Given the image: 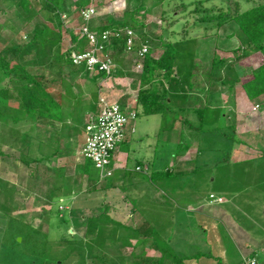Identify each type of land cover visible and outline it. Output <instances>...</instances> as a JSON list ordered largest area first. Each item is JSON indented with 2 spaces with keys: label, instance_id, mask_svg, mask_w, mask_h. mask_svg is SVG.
Instances as JSON below:
<instances>
[{
  "label": "rangeland",
  "instance_id": "1",
  "mask_svg": "<svg viewBox=\"0 0 264 264\" xmlns=\"http://www.w3.org/2000/svg\"><path fill=\"white\" fill-rule=\"evenodd\" d=\"M18 1L0 0V51L6 48H16V46L23 47L20 57L21 64L34 73H43L49 78L59 79L58 72L61 64L54 62L57 50H60V55L65 54L72 46L70 32H77L83 25L74 5L75 0L66 1L65 13L61 17L50 9L44 8L40 0H30L32 11L26 14L17 7ZM235 1L241 4L242 11L264 3V0H91L90 6H93L97 13L89 24L91 28L122 25L125 21L130 22L131 12L144 4V9L138 17L144 27L135 30L137 48L147 45L149 54L159 58L163 53L161 45L177 44L181 52L191 53L193 56L192 62L195 69L192 72H194L198 87L208 85V79L202 78V75L210 70L215 55L220 60H225V67L213 72L214 80L216 75L221 76L225 87L218 81H214L212 85L224 91L223 99L226 109L231 112V106H228L230 102L227 100L228 87L232 84L234 93L241 92L240 82L251 79L252 67L248 63H243L242 60L246 57L243 54L246 51L256 53L254 60L258 65L264 62V57L253 48L234 23L218 29L213 23L202 22L201 18L207 16L208 13L219 14L221 12L219 10L233 12ZM37 28L48 29L47 35L40 38V45L36 47L25 45L29 43ZM120 47L119 43H114L110 53L114 63L119 64L121 69L114 76L109 77L113 78L108 81L109 87H102L104 88L102 90L124 106H130L128 108L139 112L135 121V135L127 145L119 146L118 149L119 154H126L129 157L128 178L141 176L140 173L135 172V165L139 161L147 162L146 160L153 158L156 143H158L156 156L159 159L156 166L157 169L164 170L169 166L178 145L182 141H189L188 155L194 157L198 152L203 155L192 161L198 172L190 176H173L174 178L169 182L173 186L172 190L159 191L161 200L172 202L175 198L192 197L196 194L203 202L208 203L210 194L225 193L227 195L226 193L229 192L227 200L230 204L224 207L229 217L223 224L205 222L204 217L196 213L191 219H187V224L181 220L182 223L177 226V231L180 232L184 227L186 231L192 230V235H190V246H182V243L176 244L178 248L182 246L187 250L185 252L181 249L180 252L192 255L194 252L203 251L205 244L209 247L214 245L213 255L221 252L235 260L238 257L236 252L238 249L250 255L249 253L255 251L256 248L264 246V233L253 230L251 222L259 223L260 227L264 228V158H258L264 151V97L255 102L256 105L252 108L251 115L247 116L244 113L240 121L232 120L229 123V126L235 128L237 139L243 142V144L231 145L224 137L211 134L217 128L222 132H227V125L222 121L225 112L220 114L218 122L215 119L205 118L201 132L194 129H199L200 121L193 112L185 114L176 107H170L162 115L148 116L140 112L136 98L140 89L139 77L142 69L136 68V50L127 53L120 51ZM62 68L64 79L57 83L54 91L56 94L60 93L62 91L60 85L64 82L73 85L72 91L82 99L80 124L72 131L60 130L52 126L47 128L42 125L45 121L32 122L27 118L16 125L0 123V213L22 217L35 227L44 229L51 242L67 238L84 242L87 245L95 240L97 224H102L104 216L112 213L110 203L118 200L120 194L112 198L107 192L108 184L112 182L111 180L116 181L117 175L101 180L98 185H95L85 179L82 168H78V164L81 163L74 158L81 145L84 144L83 127L91 117L97 115L94 109L96 98L94 93H97L101 87L93 82L96 72L86 73L66 63ZM122 77L125 78L124 82H120ZM195 103L198 104H192L193 107L202 106L197 101ZM233 109L236 110L235 107ZM228 116L231 120L232 116ZM183 119H187L188 126L192 125L194 128L183 127L181 125ZM66 121L68 125L72 123L69 117ZM174 121V128H171ZM46 136L50 137L47 140L50 145L58 146L57 143L63 142L58 148H61L63 152L67 149L70 151V154L67 152L63 153V156L60 154L55 166L66 167L68 176L66 186L75 189L71 199L61 204L54 203L53 206L46 203V193L39 192V179L34 178L33 180L37 183L30 182L31 186H29V174L35 171L37 166L34 163L29 166L26 164L31 161L32 157L38 155V142H43ZM192 136L201 137L194 139ZM44 141L45 144L46 140ZM230 160L231 162L247 161L232 167L225 166V163L229 164ZM49 175L56 177L53 171L49 172ZM40 176H42L41 173ZM125 184L127 189L124 195L132 197L135 201V190H132L129 183ZM181 190L186 194L180 193ZM223 201V203L227 202L226 198H223ZM127 213L124 217L121 214L114 216L124 221L126 226H135L137 219H132L133 223L129 219L126 220ZM204 224L211 225L212 229L202 233L200 225L202 227ZM112 227L113 225L108 223L106 230L109 231ZM106 237L105 232V239ZM167 240L163 243L171 249V244ZM249 241L253 244L251 248L245 247ZM202 243H205L204 246ZM217 243L221 248L216 252ZM133 244L135 245L136 241L133 240L132 245L125 249L111 241H107L104 248H99V245L94 244L85 253V258H80L76 262H80L78 264H132L130 255L136 252Z\"/></svg>",
  "mask_w": 264,
  "mask_h": 264
},
{
  "label": "trees",
  "instance_id": "2",
  "mask_svg": "<svg viewBox=\"0 0 264 264\" xmlns=\"http://www.w3.org/2000/svg\"><path fill=\"white\" fill-rule=\"evenodd\" d=\"M40 1L43 3L44 8L50 9L59 17L65 13L67 0ZM31 3L30 0H19L16 5L24 13L28 14L32 11ZM90 4L91 0H75L74 2L78 13L89 7ZM233 5L235 8L233 12L230 10L226 12L219 10L221 11L219 14L208 13L207 16L201 18V21L213 23L218 29L229 23H234L253 48L264 57V3L255 5L245 11H242L239 2L235 1ZM142 9H144V4L131 12L130 22L125 21L119 26L104 25L102 27H95L92 28V31L100 34L105 30L117 31L130 28L135 31L136 29H143V22L138 20ZM47 33L48 29L37 28L32 34L29 43L25 45L34 47L40 45V38H44ZM70 36L71 48H87L85 42L78 41L77 32L71 31ZM115 43L121 45L120 51H126L123 39ZM139 48L135 46L134 49L137 51ZM161 48L163 49V53L159 58H155L150 54L145 56L143 59V69L139 77L140 89L137 94L136 103L142 109L143 114L148 116L166 113L170 109L174 97L184 98L188 91L193 90L197 85L194 72H192L195 69V65L192 62V54L181 52L177 44L174 43L163 44ZM22 49L23 47L18 48L16 46V48H6L0 51V123L4 125L13 123L16 125L27 118L32 122H57L63 124V129L75 130L74 127L80 124L81 97L74 94V91H72L74 89L73 85L67 82L60 85V89H62L60 93L56 94L54 91L57 83L64 79L62 73L63 64L66 63L72 66L68 59V51L60 55V50H57L54 62L61 64L60 71L58 72L59 79H57L49 78L43 73H34L21 64ZM225 64V60H220L215 55L208 71L209 84L212 81V73L223 69ZM78 69L82 70L81 68ZM101 74L106 77L104 73ZM229 88H232V84ZM242 88L250 102L255 103L264 97V62L252 71L251 79L244 82ZM178 93H182L183 96H179ZM66 106L73 109H64ZM190 111L195 113L198 121H200L199 129L192 127V125L190 127L201 132L205 119V108L191 109ZM67 117L72 120L70 125L66 124L65 119ZM226 128L228 129L227 132H222L221 129L217 128L214 131L212 130L211 134L224 137L231 145L235 143L243 144L241 140L237 139L233 126H226ZM189 147V141H182L178 145L175 154L185 153ZM55 155L56 153L53 154V156ZM53 156L45 160L53 161L56 159ZM258 158H264V151H262L261 156ZM37 162H43V160L38 159ZM226 165L227 167L235 166L229 165L227 162L225 163ZM94 169V165L90 161L85 160L81 171L88 182L98 185L101 180L99 172L96 169L94 172ZM54 171H58V175L64 173V169L55 168ZM169 177L170 173L163 172L155 173L150 179L158 180L159 178L167 179ZM106 223L113 225L109 231L106 230ZM105 232L107 233L106 239ZM47 234L44 229L35 227L22 217L0 213V264H78L80 262H76V260L79 261L80 258L84 259L85 253L94 244L99 245V248H104L106 242L111 241L122 248L130 246L132 239L137 240L134 246L136 252H133L131 255L132 264H183L184 258H178L174 253L159 246L155 239V230L147 220L130 227L114 222L105 215L102 224H97L95 240L87 245L84 242L73 241L67 238H62L58 242H51ZM19 238L21 239L20 242ZM141 246L144 250H139ZM146 247L156 250L161 256H147Z\"/></svg>",
  "mask_w": 264,
  "mask_h": 264
},
{
  "label": "crops",
  "instance_id": "3",
  "mask_svg": "<svg viewBox=\"0 0 264 264\" xmlns=\"http://www.w3.org/2000/svg\"><path fill=\"white\" fill-rule=\"evenodd\" d=\"M250 52L251 51H246L243 54L246 57L243 58L242 61L243 63H248L249 66L252 67V70H251V73H252V71L255 68H257L260 64L258 65V63H256L254 60L256 53H253V52L250 53ZM114 65L115 67L113 69V73L111 76H114L117 73V71L121 69L120 68L121 66L119 64L114 63ZM94 75L96 76V78L95 80H93V82L95 84H98L99 87H101L99 91L97 92L98 94L94 93V95H96V98H97V99L96 98L94 99L95 100L94 109L97 112V114L99 112L98 106H99L100 99H105L112 103H118L121 106L126 108L127 106H124L122 103L117 101V99L115 100V98H113L111 95L107 94L106 92H103L104 90H102L108 86V83H109L108 81H111L113 78L108 79L107 77L103 76L101 73L99 74L97 72ZM203 77L208 79L209 74L206 72L205 75H202V78ZM211 78H212L211 84L208 83L207 86H201V87L196 86V88H194L193 90L188 91V93L184 96V98L174 97L170 107H176L182 113L189 114L191 113L190 111L191 109H199L198 107H193L192 105V104L197 105L198 103H195V101H197L200 104H202L201 106L202 108H205L206 110L205 118L207 120L215 119L218 122L221 116L220 114L225 112V114L223 113L224 114L223 120L227 126H229V123H231L232 120L240 121L241 115L244 113L247 116L251 115L252 108L256 104L253 102H250V100L247 98L242 88V84L246 82L247 80H242L240 82L241 92L234 93V91L232 90L233 88L228 87L227 100L230 102L228 106L229 105L231 106V107L229 106L231 108V112L230 111L228 112L226 109L227 107L225 105L224 99H223L224 91L212 85L214 81H218L221 83L223 87H225L223 80L221 76L219 75H216L215 80H214L213 73L211 75ZM124 81H125V78L122 77L120 79V82H124ZM178 94L179 96H183L182 93H178ZM203 104H204V107H203ZM233 107H235L236 110H234ZM64 109H69V108H67L66 106L64 107ZM72 109L73 108H71L70 110ZM140 112H142L141 108H140ZM137 113L139 116V112ZM228 115L232 116L231 120ZM183 120L184 121H182L181 125L185 128H191L190 125L188 126L189 121L187 119H183ZM135 123L136 122H134L128 127L124 142L122 143L121 147L127 145L130 142L131 138L135 135L136 133ZM173 123L174 124L171 125V128H174L175 121ZM66 124H68L67 121H66ZM42 125L47 128H49V126H52L54 128L58 127V129L60 128V130L63 129V124H60L57 122L46 121V122H42ZM87 125H88V122L86 126L83 127L85 139L87 137V131H86ZM190 130L191 129H189V131ZM200 137H193V138L200 139ZM49 139L50 137L46 136V138L45 137L43 138V142L42 141L38 142L39 144V146L37 147L38 155L32 157L31 161H29V163H26V164L29 166V165H32V163H34L35 166H37L35 168V171H32L29 174V178H30L29 186H31L30 182L37 183L36 181L33 180L34 178L39 179L40 180L39 192L41 191L45 192L46 193V197H45L46 203H49L51 206H53L54 203L61 204L71 199L75 192V189H71L69 188L70 186H66V180L68 179V176L66 175L67 174L66 167L63 168L64 166H57V167L55 166L56 161L60 157V154L61 156H63V153L66 154V152L70 154V151H68L67 149V151L63 152L61 148H58L60 143L62 144L63 142H60L59 144L57 143L58 146L53 145V144L50 145L49 141H47ZM85 139L83 143L85 142ZM44 140H46L45 144H44L45 142ZM179 140L180 141L182 140L181 137L179 138ZM65 143H66V140H65ZM82 147H83V144L81 145V147L79 148L78 152L75 154V157H74L75 160L81 163V164H78V168L79 167L82 168L84 165V161H85L81 154ZM157 147H158V143L155 144V151H154L155 154L152 159L146 160L147 162L139 161L136 163L135 172L140 173L141 176H136L131 179L128 178L127 176L128 175L127 167L129 163V157L126 154H123V155H121V153L119 154L118 153L119 150L116 151L112 166L114 168L113 177L117 175V180L116 181L111 180L112 182L108 184L109 190L107 192H109L108 194H110V197L112 198L114 196H118V193L120 194V196L118 200L112 201L110 203V209L112 213H109L110 216L109 214H106V216H108L110 220L114 222H118L123 225H125V222L122 220L120 221L116 219L114 215L121 214L124 217V215L128 212L127 215L125 216V219L126 220L129 219L131 220V222H132V219L133 220L134 218L137 219L136 225L142 223V221L144 220L149 221L155 230V239L157 240L159 246L162 249H165L169 252L174 253L178 258H184L183 264H238L241 261V259L246 256H257L261 264H264V251H263L264 246L263 245L260 248H256L255 251L253 250L251 253H249L250 255L242 253V251L237 248L238 250H236V252L238 254V257H236L235 260L230 259L228 255H226L225 253H221V252L217 253L218 255H213V250L215 247L212 244H211L212 246L209 247L207 244L204 243L205 244L204 246V244L202 243L204 246L203 251H197V252L193 251L194 253H192V255H186L180 252L181 249H184V247L182 248V246L184 245L190 246L189 244L190 237H191L190 235H192V230L186 231L184 230V227L182 228L180 232L177 231V226H179L182 223L181 220H183L187 224V219L188 218L191 219L194 213H196L199 216L204 217L205 222L206 221L207 222H217V223L220 222L223 224V222H225L227 217H229L228 214L224 210V207L230 204V202L227 200V195L229 192L226 193L227 195H225V193L216 194V196L218 197L226 198L227 202L225 203L203 202L201 198H199V196L196 194L193 195L192 197L185 196V197H180L177 199L175 198V200L172 202L164 201L163 199L161 200L159 196V193H160L159 191L172 190L173 186H171L169 182L172 180V178H174L173 176L175 177L184 176V175L190 176L198 172L196 170L197 167H194L192 161L194 159L196 160L202 157L203 155L199 152L196 153L194 157L188 155L190 151V147H189V149L185 153H182L179 155L175 154L174 156H172L169 166L165 168L164 170H162L159 168L157 169V166H156L157 161H159V159L156 156ZM28 153H30L29 150H28ZM55 153L56 155L53 156V154ZM52 156L55 157L56 159H54L53 161L45 160L48 157L52 158ZM67 157L69 156L67 155ZM38 159L43 160V162L38 163L37 162ZM244 161H247V160H238L234 162H231L230 160L229 165H236ZM39 166H41L42 168H40ZM54 167L56 169H64V173L61 175L60 174L58 175L59 172L54 171L55 169ZM51 171H53V173L54 172L56 173V177L49 175V172ZM163 172L170 173V177L167 179L159 178L158 180L150 179L151 176H153L155 173H163ZM40 173L42 174V176L39 177ZM259 177H260V174H259ZM126 182L129 183V186H132V190L133 189L135 190L134 192L135 197H136L135 201H133L132 197L130 198L124 195L127 189L125 187ZM30 191H32V189H30ZM182 192L184 191L181 190L180 193ZM251 222L253 225L252 227L253 230H255L256 232L262 231V233H264V228H261L259 223H256L254 221H251ZM200 229L202 233H204V232H208V230L212 229V227L211 225L204 224L202 227L200 225ZM166 239H168L167 242L171 244V249L168 248L163 243V241H166ZM133 240L136 241L137 243L136 239H132L131 245H132ZM181 243H182V246L178 248L176 244L180 245ZM252 245L253 244L250 243L249 241V243H246L245 247L251 248ZM122 248L125 249V247H122ZM219 248H221V246H219V244L217 243L215 251L217 252ZM141 249L144 250L142 246L139 250ZM145 250H146V255L149 257L161 256L159 252H157L156 250L152 248L146 247ZM184 251L187 252L186 249H184Z\"/></svg>",
  "mask_w": 264,
  "mask_h": 264
},
{
  "label": "built area",
  "instance_id": "4",
  "mask_svg": "<svg viewBox=\"0 0 264 264\" xmlns=\"http://www.w3.org/2000/svg\"><path fill=\"white\" fill-rule=\"evenodd\" d=\"M96 13L93 6L80 11L83 25L77 30L78 41L85 42L87 48L78 49L70 46L68 59L74 67L81 68L85 72L104 73L109 78L114 69L111 47L116 41L123 39L126 52L132 53L135 51L137 35L130 28L94 33L89 23ZM149 52L147 45H142L136 51L137 69H143V59ZM98 107V114L90 118L86 127L87 137L81 154L84 160L94 165L99 172L100 180H105L114 175L112 163L115 153L124 142L128 127L137 120L138 113L133 108H125L105 99L99 100ZM209 200L210 203L224 202L223 198L215 194H210ZM238 264H261V262L257 256H249L242 258Z\"/></svg>",
  "mask_w": 264,
  "mask_h": 264
},
{
  "label": "water",
  "instance_id": "5",
  "mask_svg": "<svg viewBox=\"0 0 264 264\" xmlns=\"http://www.w3.org/2000/svg\"><path fill=\"white\" fill-rule=\"evenodd\" d=\"M21 241V239L19 238V242Z\"/></svg>",
  "mask_w": 264,
  "mask_h": 264
}]
</instances>
